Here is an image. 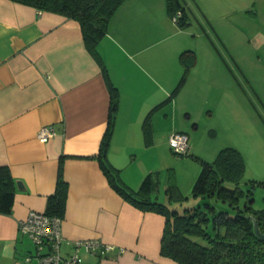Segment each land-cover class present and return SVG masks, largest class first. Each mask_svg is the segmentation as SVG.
<instances>
[{
    "label": "crops",
    "instance_id": "crops-1",
    "mask_svg": "<svg viewBox=\"0 0 264 264\" xmlns=\"http://www.w3.org/2000/svg\"><path fill=\"white\" fill-rule=\"evenodd\" d=\"M193 1L196 12H264V0ZM158 12H168L166 0H125L98 44L117 90L106 160L134 191L156 172L158 144L167 149L170 132L197 125L175 124L182 115L177 110L182 89L167 98L183 66L174 44L158 35L166 27ZM250 40L264 44V34L254 33ZM109 102L101 64L87 49L76 20L0 0V165L24 185L16 188L11 211L0 213V264H35L24 259L33 244L18 225L29 210L46 209L59 166L67 183L63 255L73 251V240L99 239L114 250L92 254L80 248L79 264H178L160 254L165 217L127 201L100 166ZM185 110L188 122L193 115ZM44 125L56 133L41 142L36 134ZM158 193L157 188L152 197L158 199Z\"/></svg>",
    "mask_w": 264,
    "mask_h": 264
},
{
    "label": "rangeland",
    "instance_id": "rangeland-1",
    "mask_svg": "<svg viewBox=\"0 0 264 264\" xmlns=\"http://www.w3.org/2000/svg\"><path fill=\"white\" fill-rule=\"evenodd\" d=\"M177 1L184 7L185 22L174 19L178 12H158L159 21H166L158 35L174 44L180 63L179 50L193 52V58L185 57L192 64L180 87L177 110L182 115L175 124L197 125L183 129L189 145L186 154H175L168 144L169 135L180 130L167 135V149L158 144L154 169L158 199L163 201L164 188L176 183L186 199L170 203L169 208L179 212L209 204L214 211L233 213L244 208L247 195L252 198V208L264 209V44L250 40L254 33L264 34V12H196L193 0ZM185 109L193 115L188 122L183 119ZM225 147L238 150L245 166L236 203L192 196L201 163L211 164Z\"/></svg>",
    "mask_w": 264,
    "mask_h": 264
},
{
    "label": "trees",
    "instance_id": "trees-1",
    "mask_svg": "<svg viewBox=\"0 0 264 264\" xmlns=\"http://www.w3.org/2000/svg\"><path fill=\"white\" fill-rule=\"evenodd\" d=\"M32 6L37 12L58 13L79 23L81 34L89 52L100 62L104 77L109 87L110 102L108 122L100 142L99 162L111 186L127 201L141 210L155 211L165 217L160 240V254L169 257L178 264H264V239L259 238L254 230L257 224L264 233V209L252 208V198L247 197L243 209L235 212L214 211L209 204L185 208L182 212L170 209L173 202L186 199L176 183H169L163 190L167 203L152 197L158 188L157 176L147 174L139 188H128L119 178L117 169L106 160L107 146L110 140L117 105V90L109 79L107 69L101 61L97 45L109 30V22L116 9L125 0H12ZM169 13L180 9L177 0H166ZM184 15L178 19L184 23ZM190 50H183L179 59L183 64V73L170 96L185 82V76L192 64L185 61ZM166 101V100H165ZM245 170L243 159L235 148L225 147L219 150L214 161L202 162L198 176L191 187L192 196L211 197L234 205L241 190L238 182ZM16 180L9 167L0 165V213H9L13 205ZM67 195V183L62 177L59 166L54 192L47 197L48 215L61 217L64 212Z\"/></svg>",
    "mask_w": 264,
    "mask_h": 264
},
{
    "label": "built area",
    "instance_id": "built-area-1",
    "mask_svg": "<svg viewBox=\"0 0 264 264\" xmlns=\"http://www.w3.org/2000/svg\"><path fill=\"white\" fill-rule=\"evenodd\" d=\"M175 12L178 13L174 19L178 20L182 16V11L177 9ZM55 133L51 125H44L38 130L36 138L41 142H46ZM168 144L175 154L181 155L188 152V137L182 131L172 132L168 137ZM18 227L33 244V251L24 259L27 262L34 259L35 264H79L80 248L92 254H106L114 250L112 244L103 243L99 239H76L71 242L73 251L68 255H63L61 252L63 240L61 217L48 215L45 211L29 210L20 220Z\"/></svg>",
    "mask_w": 264,
    "mask_h": 264
},
{
    "label": "water",
    "instance_id": "water-1",
    "mask_svg": "<svg viewBox=\"0 0 264 264\" xmlns=\"http://www.w3.org/2000/svg\"><path fill=\"white\" fill-rule=\"evenodd\" d=\"M16 188H18L19 190H23L24 189V185L22 183L21 180H16ZM254 230H255V233L256 235L261 238V239H264V233H261L257 224L254 223Z\"/></svg>",
    "mask_w": 264,
    "mask_h": 264
}]
</instances>
